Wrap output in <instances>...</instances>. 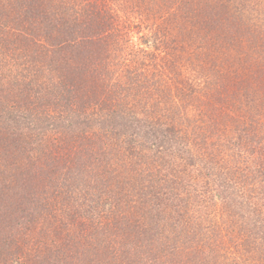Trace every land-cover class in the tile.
<instances>
[{
  "label": "trees",
  "instance_id": "16d2710c",
  "mask_svg": "<svg viewBox=\"0 0 264 264\" xmlns=\"http://www.w3.org/2000/svg\"><path fill=\"white\" fill-rule=\"evenodd\" d=\"M0 264H264V0H0Z\"/></svg>",
  "mask_w": 264,
  "mask_h": 264
},
{
  "label": "rangeland",
  "instance_id": "374dc122",
  "mask_svg": "<svg viewBox=\"0 0 264 264\" xmlns=\"http://www.w3.org/2000/svg\"><path fill=\"white\" fill-rule=\"evenodd\" d=\"M251 2H252V1H251ZM251 2H250V3H251Z\"/></svg>",
  "mask_w": 264,
  "mask_h": 264
}]
</instances>
